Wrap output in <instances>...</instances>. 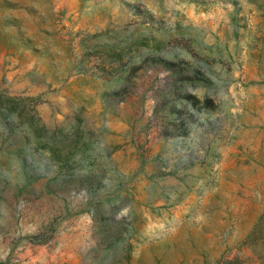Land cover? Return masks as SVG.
<instances>
[{
  "label": "rangeland",
  "instance_id": "374dc122",
  "mask_svg": "<svg viewBox=\"0 0 264 264\" xmlns=\"http://www.w3.org/2000/svg\"><path fill=\"white\" fill-rule=\"evenodd\" d=\"M0 91V264H264V0H0Z\"/></svg>",
  "mask_w": 264,
  "mask_h": 264
},
{
  "label": "trees",
  "instance_id": "16d2710c",
  "mask_svg": "<svg viewBox=\"0 0 264 264\" xmlns=\"http://www.w3.org/2000/svg\"><path fill=\"white\" fill-rule=\"evenodd\" d=\"M27 97L24 96H7L3 92L0 91V120L6 125V127H11L15 123V118L13 115L17 118L19 116V113L22 112L23 109H25L27 101H25ZM206 101V100H205ZM21 117H23V121L28 125L30 131L38 132L40 128L36 127L33 122L27 117L25 114H21ZM72 124H70V132H71ZM43 131L44 130H40ZM57 131V132H56ZM52 134H60L63 131L61 129L58 130H51ZM63 134H66L64 132ZM32 134L28 133V136L31 138ZM74 139H70V145L74 144ZM35 141V140H34Z\"/></svg>",
  "mask_w": 264,
  "mask_h": 264
},
{
  "label": "water",
  "instance_id": "95a60500",
  "mask_svg": "<svg viewBox=\"0 0 264 264\" xmlns=\"http://www.w3.org/2000/svg\"><path fill=\"white\" fill-rule=\"evenodd\" d=\"M25 115H26L27 117H29V119L33 122V124H34L36 127L40 128V129H42V130H44V131H48V129H47V128L44 126V124L41 122V120H39V119L36 117V115H35L32 111H30V109L27 107V105H26V107H25ZM13 117H14L15 120H16V117H15L14 115H13ZM15 122H16V121H15ZM14 124H15V123H14ZM20 125L23 126V127H21V128H25V129H26L27 133H31V131H30L28 125H26L24 122L21 123V124L16 125L17 130H18V128H20ZM95 139H96V136L93 134V135L90 137V139H89V145H90V147H92V145H93Z\"/></svg>",
  "mask_w": 264,
  "mask_h": 264
}]
</instances>
